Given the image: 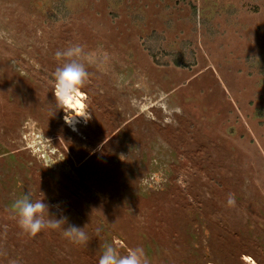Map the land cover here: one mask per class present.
Here are the masks:
<instances>
[{
	"label": "rangeland",
	"instance_id": "1",
	"mask_svg": "<svg viewBox=\"0 0 264 264\" xmlns=\"http://www.w3.org/2000/svg\"><path fill=\"white\" fill-rule=\"evenodd\" d=\"M72 45L75 130L53 76ZM26 192L88 243L24 234ZM106 242L264 264V0H0V264H98Z\"/></svg>",
	"mask_w": 264,
	"mask_h": 264
},
{
	"label": "clouds",
	"instance_id": "2",
	"mask_svg": "<svg viewBox=\"0 0 264 264\" xmlns=\"http://www.w3.org/2000/svg\"><path fill=\"white\" fill-rule=\"evenodd\" d=\"M82 54L81 45H72L55 53L57 60H63V63L56 68L53 74L54 96L59 109L72 108L77 98L85 95L81 90L88 80L89 73L85 64L81 62ZM131 103L133 106H137L138 102L133 99ZM176 111L180 112V109L177 108ZM79 116H85V114L81 111ZM11 208L17 226L29 237H35L45 229L62 228L63 237L70 243L75 245L88 243L89 237L84 228L74 225L65 228L66 221L50 218L48 205L43 200L33 199L29 192L17 197ZM11 264H17V262L12 261ZM98 264H150V261L140 246L129 249L126 255H121L112 244L106 242L103 245Z\"/></svg>",
	"mask_w": 264,
	"mask_h": 264
},
{
	"label": "bare ground",
	"instance_id": "3",
	"mask_svg": "<svg viewBox=\"0 0 264 264\" xmlns=\"http://www.w3.org/2000/svg\"><path fill=\"white\" fill-rule=\"evenodd\" d=\"M81 98L82 97H78L76 103L74 102V106L72 108H70V110L75 111V115L70 120H68L70 127L72 129H74V130L77 128V125L79 123L78 117H83L84 118L86 116V115L85 116H79V113L81 111L84 114H86L85 111H84V104H83Z\"/></svg>",
	"mask_w": 264,
	"mask_h": 264
}]
</instances>
